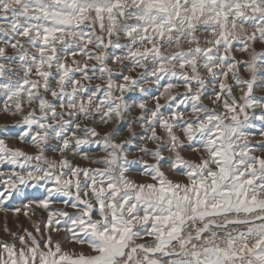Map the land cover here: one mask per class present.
Returning a JSON list of instances; mask_svg holds the SVG:
<instances>
[{
	"label": "snow or ice",
	"instance_id": "obj_1",
	"mask_svg": "<svg viewBox=\"0 0 264 264\" xmlns=\"http://www.w3.org/2000/svg\"><path fill=\"white\" fill-rule=\"evenodd\" d=\"M0 115V264H264V0H0Z\"/></svg>",
	"mask_w": 264,
	"mask_h": 264
},
{
	"label": "rangeland",
	"instance_id": "obj_2",
	"mask_svg": "<svg viewBox=\"0 0 264 264\" xmlns=\"http://www.w3.org/2000/svg\"><path fill=\"white\" fill-rule=\"evenodd\" d=\"M156 89L155 87L153 88V92L155 93ZM257 94H260V93H257ZM13 122V118L11 117H6V116H3V115H0V124H4V123H8V124H11ZM18 130H13V134H15ZM256 139H259V137H255ZM10 145L11 146H18V147H21L23 148L24 150L26 151H33V149L29 146V145H25V144H21L18 140H15V139H11L9 141ZM94 151V149H93ZM77 161L78 162H81L79 160V158H77ZM140 165H136L135 168H134V171H133V175L136 177V178H139V171H140ZM13 171V166L10 165V164H0V173H2L5 177L10 175L11 172ZM16 171H19V169H16ZM28 194H29V198H31L32 194L33 193H36V192H40L42 193L43 192V189H39V190H34V189H31V188H28L25 190ZM12 206H20V200L19 199H15L11 202ZM26 227L28 226L27 224L25 225Z\"/></svg>",
	"mask_w": 264,
	"mask_h": 264
}]
</instances>
